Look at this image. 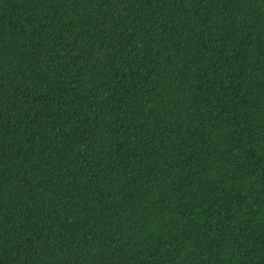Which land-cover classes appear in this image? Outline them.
I'll return each mask as SVG.
<instances>
[{
    "label": "trees",
    "instance_id": "obj_1",
    "mask_svg": "<svg viewBox=\"0 0 264 264\" xmlns=\"http://www.w3.org/2000/svg\"><path fill=\"white\" fill-rule=\"evenodd\" d=\"M0 264H264V0H0Z\"/></svg>",
    "mask_w": 264,
    "mask_h": 264
}]
</instances>
